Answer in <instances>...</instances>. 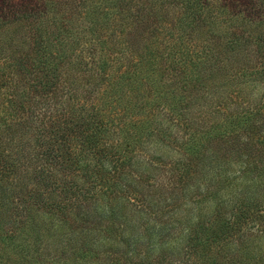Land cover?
<instances>
[{"label": "trees", "instance_id": "16d2710c", "mask_svg": "<svg viewBox=\"0 0 264 264\" xmlns=\"http://www.w3.org/2000/svg\"><path fill=\"white\" fill-rule=\"evenodd\" d=\"M0 264H264V0H0Z\"/></svg>", "mask_w": 264, "mask_h": 264}, {"label": "rangeland", "instance_id": "374dc122", "mask_svg": "<svg viewBox=\"0 0 264 264\" xmlns=\"http://www.w3.org/2000/svg\"><path fill=\"white\" fill-rule=\"evenodd\" d=\"M258 243H261V241H259Z\"/></svg>", "mask_w": 264, "mask_h": 264}]
</instances>
